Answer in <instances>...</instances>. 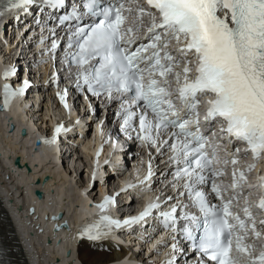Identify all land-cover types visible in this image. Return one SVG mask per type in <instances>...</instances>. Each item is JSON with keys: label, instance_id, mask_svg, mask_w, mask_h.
<instances>
[{"label": "snow or ice", "instance_id": "snow-or-ice-1", "mask_svg": "<svg viewBox=\"0 0 264 264\" xmlns=\"http://www.w3.org/2000/svg\"><path fill=\"white\" fill-rule=\"evenodd\" d=\"M36 2L0 0V17ZM78 7L97 20L67 34L65 63L78 69L77 88L109 99L118 94L122 128L169 153L172 187L190 201L157 197L121 222L105 214L116 204L115 196H106L96 205L99 218L80 237L101 239L113 226L138 224L155 211L173 232L178 215L186 222L183 233L200 254L198 264H264V172L250 182L264 161V0H80L61 23L78 19ZM58 47L53 40L52 50ZM14 74L7 69L3 78ZM27 87L28 81L17 89L4 84V108ZM57 95L67 108V90ZM69 130L58 125L44 143ZM249 155L253 162L242 163ZM152 175L149 162L145 180Z\"/></svg>", "mask_w": 264, "mask_h": 264}, {"label": "bare ground", "instance_id": "bare-ground-1", "mask_svg": "<svg viewBox=\"0 0 264 264\" xmlns=\"http://www.w3.org/2000/svg\"><path fill=\"white\" fill-rule=\"evenodd\" d=\"M13 68H14V66L11 62L10 57L6 59V62H2V59H0V84H2V82H3L1 76L3 75L5 70L13 69ZM41 69L44 70V67H42V65L35 64L32 68V72L38 73ZM49 89H50L49 87H44V88H39L38 90L40 92H44V91H48ZM21 100H22V95L14 97V99L12 100L10 105L2 113L0 112V119H1V115H5V117L6 116L8 117V122H13L16 125H19L20 123H22V121L26 120V122H23V123H24L25 127L28 129L30 135L25 137L22 140V142H19V141H14L15 143L11 142V140H7V139H5V137H3V132H5L6 136L9 132L6 131L7 127L5 126V128L3 129L2 124L0 123V156L3 157L4 162L7 164H10L12 162V159L7 158V156L9 154H12V155L18 154L20 156L19 164H20V166H23L24 171L21 172L20 174H18L17 171H14L15 174H14L12 179H14V181L16 183H20L23 181V184H26L25 185L26 193L24 196V200L27 203V208L28 209L35 208L37 213L42 215L44 212H46L48 210L52 211L53 209L61 210V209H68V207L71 208L74 203L79 202L82 198L92 196V194L85 196V190H86V187L90 184V182L93 179L92 178L93 173H95V175H98L96 172V169H92L93 168V161L91 160L92 157H96L97 150H93L89 144H84L81 146L80 153H81V155L84 154L85 157L87 158V164H86L87 175H86V179H85V187L82 189H79L75 185L76 187L72 186L74 188L71 187V188H69V190H67L65 188V190H64L62 187L65 184L69 183V181H70L69 175H67L65 170H61V172L57 171L56 174H55V172H53L55 165H57L59 162V156L57 155L58 148L57 147L52 148V144L44 143L45 137L43 136L42 132L38 130V125L36 123L32 122V120L27 119L26 104L24 102H22ZM30 102H32V101H28L27 104H29ZM39 102H40V97L36 96V100L34 101V105L39 106ZM50 107H52V105ZM28 111L30 112L31 109H29ZM40 111H41V109L38 110V112H40ZM45 112L48 113V111H45ZM56 117H61V113L57 112ZM2 119H4V116ZM35 125L37 126V128L34 131L33 129L36 127ZM32 133L36 134V138L41 139V146L36 151H34V149H35V137L32 136ZM67 133L68 132L62 131V134L64 136L67 135ZM29 137H31V138L33 137V143L31 146L28 145V141H29L28 138ZM76 143H77V141L72 140L71 143H69V144L67 142L65 147H67L70 150H75L74 154L76 156H79V154L76 152L77 151ZM27 150H29V152H26ZM28 153L31 155V157H29V158H28ZM25 158H26V160H25ZM77 159L79 162H81V159H79L78 157L75 158V160H77ZM79 162H77V163H79ZM35 163L41 165V167H39V169L43 168V173H48L51 176L50 182L47 184V187H48L47 190H49V192L53 186H56L59 183L60 184L58 186H61L60 189L57 188L59 190L56 189L57 191L54 192V194H51L48 197H46L45 200L34 199L35 197L33 196L32 188L29 185L31 178L33 177L32 175H30V173H31L30 167H33V165ZM74 163L76 164V161H74ZM95 167L96 166L94 165V168ZM39 169H34V171H37ZM4 172L5 171H3V167L0 164V183L3 182L0 185V192L2 195L5 196L7 204L10 206V209L12 210L13 202L10 200V197L8 195L14 189L15 184L9 185L8 183L4 182V178H3V177H5ZM51 173H52V175H51ZM100 178H101V176H100ZM56 180H57V183H55ZM18 181H20V182H18ZM95 182H96V180H94V183ZM165 183L166 182H164V184ZM99 186H101V184H99ZM113 192H114V190H113ZM54 195H55V198L53 199L52 197ZM73 195H74V198H73L74 200L71 199L65 204L64 203L65 200L63 199V197L68 199V198H72ZM55 200L58 201V204H55ZM118 200H121L122 202L126 201L122 198H119ZM92 212H95V210ZM91 215H92L91 213H88V214H84L83 216L88 217ZM13 217L15 218V222H16V225H17L18 230H19L20 238L23 240V245H24L25 249H31L32 248V250H33L35 247L34 243L39 245V241L41 239H46L48 237V235L50 236V234L52 233L51 229L56 227L54 224L45 223L46 227L43 226L45 232L42 234V236H36V237L30 236L28 233V227L26 226L25 223H23L24 217H22L21 214H16V213H14ZM26 237H29L30 240L26 239ZM77 237H78L77 235H75V236L73 235L72 237H68V238L64 237V240H63L62 245L60 247L55 246L56 248H53L52 246H49V247L46 246L47 251H49V256H42V258H41L42 261L39 262V264H46V263L50 262L52 255H56L55 258H56V260H58L59 257H61L60 256V250H64V248L67 245L73 244V242L76 241ZM161 238L162 237L159 234L154 236L155 241H158V240L160 241ZM116 245L112 244L111 242L94 243V242H90L87 240H81L79 243V247H78V253H79L78 259H79L81 264H108V263H110V261H117L119 259V258L112 257L110 254L111 251L115 250L119 253H124L125 251L126 252L127 251H133L134 243H131L127 249H124L122 247H119V245H117V246ZM9 248L11 251H15L17 248V244L15 242H13L12 244H9ZM135 249L137 250L140 248L136 247ZM142 253H144V254H142L141 259H139L140 260L139 264H158V261H161L163 264H167V262L169 261V259H164L161 256H159V258L157 256H154L155 260H150V256H152L154 254V251H152L149 247H146V251H142ZM29 258H30V260L33 259L31 256H29ZM17 260L21 261V258L18 256ZM52 264H59V262H53ZM60 264H65V263H60ZM116 264H118V263H116ZM173 264H179V263L173 262Z\"/></svg>", "mask_w": 264, "mask_h": 264}, {"label": "rangeland", "instance_id": "rangeland-1", "mask_svg": "<svg viewBox=\"0 0 264 264\" xmlns=\"http://www.w3.org/2000/svg\"><path fill=\"white\" fill-rule=\"evenodd\" d=\"M3 116H4V119H2L3 118ZM3 120V121H2ZM10 121V120H9ZM8 122V117L6 116L5 117V115H1V119H0V123L2 124V128L4 129L5 128V126H6V123ZM36 126V125H35ZM36 128H37V126L33 129L34 131L36 130ZM3 132V131H2ZM14 136H16V133H12V135H10V133H8L7 134V136L5 135V132H3V137H5V139H7V140H11V142H14L16 139H15V137ZM29 140V141H28ZM28 145L29 146H31L32 145V143H33V137L31 138V137H29L28 138ZM15 143V142H14ZM26 152H29V150H27ZM83 155V157L85 158V160L84 161H86V164H87V158L85 157V155L84 154H82ZM29 157H31V155L28 153V158ZM82 158V157H81ZM35 164H37V163H35ZM34 164V165H35ZM44 164V163H43ZM81 164H83V160H81V162H79V163H77L76 162V164L75 163H73L72 161H71V163H70V168H71V173H68L67 171H65L66 173H67V175H69V183H67V184H65L62 188L65 190V188L67 189V190H69V188H71L72 186H74L75 187V185H74V182H76L77 184L79 183V185H81L80 187L81 188H84L85 187V179H86V174L87 173H85V172H83V171H81V172H83L82 173V175L80 174V177H78L77 175H78V173H77V168L78 167H80L81 166ZM33 165V166H34ZM39 167H41V165L40 164H37V167L35 168V169H39ZM32 169H33V167H32ZM61 170H63V169H61V166L59 165V164H57V165H55V167H54V169H53V172H55V174L57 173V171L58 172H61ZM7 172H8V170H7ZM52 172V171H51ZM52 172V173H53ZM80 172V173H81ZM4 173H6V171L4 172ZM52 173H51V175H52ZM13 174H15V173H13ZM84 181V183L83 184H81L83 181ZM72 181V182H71ZM18 182H20V181H18ZM21 184H23V181L22 182H20ZM73 183V184H72ZM75 183V184H76ZM95 183H97V181L95 182ZM95 183H93V188H89V190H88V192H87V194H86V196L87 195H90V194H92L93 195V191H91V190H94V191H96L97 190V185L95 186ZM60 184V183H59ZM58 184V185H59ZM58 185H56V186H53L52 187V189H54V192H56L57 190H59L60 189V187L61 186H58ZM77 186V185H76ZM89 186V185H88ZM88 186L86 187V189L88 188ZM74 187H72V188H74ZM57 188H59V189H57ZM77 188H79L78 186H77ZM57 189V190H56ZM80 189V188H79ZM48 192H49V190H48ZM64 192V191H63ZM68 192V191H67ZM53 199L55 198V195L52 197ZM65 197H63V199H64ZM74 198V195H73V197L71 198V199H73ZM67 199V198H66ZM68 200V199H67ZM51 232H52V229H51ZM51 235V234H50Z\"/></svg>", "mask_w": 264, "mask_h": 264}]
</instances>
